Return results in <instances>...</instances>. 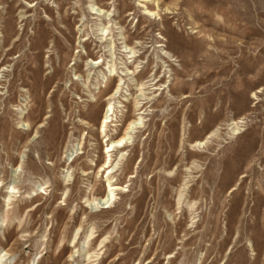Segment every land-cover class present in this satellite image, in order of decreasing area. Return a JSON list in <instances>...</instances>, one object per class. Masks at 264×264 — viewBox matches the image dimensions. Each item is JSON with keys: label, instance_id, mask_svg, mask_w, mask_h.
<instances>
[{"label": "rangeland", "instance_id": "374dc122", "mask_svg": "<svg viewBox=\"0 0 264 264\" xmlns=\"http://www.w3.org/2000/svg\"><path fill=\"white\" fill-rule=\"evenodd\" d=\"M0 260L264 264V0H0Z\"/></svg>", "mask_w": 264, "mask_h": 264}, {"label": "bare ground", "instance_id": "6f19581e", "mask_svg": "<svg viewBox=\"0 0 264 264\" xmlns=\"http://www.w3.org/2000/svg\"><path fill=\"white\" fill-rule=\"evenodd\" d=\"M150 0H139V2H143V3H147L149 2ZM140 7H143L144 8V5L140 6ZM96 10V9H95ZM97 11L99 12V14H102L103 12L99 11V9H97ZM146 11H147V15L149 17H151L152 15H154V13L152 11H149L148 8H146ZM96 15V14H95ZM147 16V17H148ZM205 59V58H204ZM91 66H98L100 65V62H95V63H91L90 64ZM117 92V91H116ZM115 97V96H113ZM253 98V97H251ZM109 100H111V98H109ZM140 105L137 104L136 107H135V112L137 113L136 116H139V115H143V114H140V112L142 113V106L139 107ZM114 113V112H113ZM110 115V110H107L106 113H105V117L103 118L102 122H101V126H100V131H99V134L101 135H105L106 133V129H107V126H108V116ZM137 120H133V121H130L126 128L124 129V132H123V135L122 137H120L119 140L117 141H113L111 142V144H108L106 145V149L105 151L103 152V155H109L111 153H113L114 151H116L117 149H125V147H127L128 145V142H127V137L135 130L137 129H140L137 125ZM106 137V136H104ZM214 138V134H210L206 141L208 140H211ZM204 147V144L203 143H196L192 148H196L198 150L202 149ZM111 156H109L110 158ZM243 163H245L244 161H240L238 162L234 168L232 169V172L230 173V177L231 178H234V180L236 179V172L239 170H242V167H243ZM111 159H109L108 161H105V163L103 164V166L101 167L102 169V172L105 174L106 172L108 173V176L107 178L111 177L113 175V172L111 171ZM246 176L245 175H241L240 176V179H243L245 178ZM119 189L116 187V186H112L111 184H109L106 188V192L103 196V198H99V199H95L92 203V205H97V206H104L102 209H110L111 208V204L113 203L114 199H113V193L118 191ZM236 190V188H234V191ZM7 194L9 196H11V194H14V191L13 189L11 191H8ZM173 257H171L170 259H172ZM0 264H2V260H0Z\"/></svg>", "mask_w": 264, "mask_h": 264}]
</instances>
